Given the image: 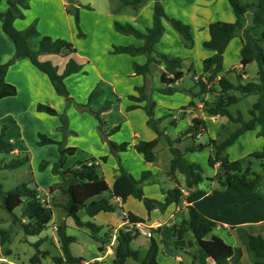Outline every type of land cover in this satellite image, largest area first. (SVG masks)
I'll return each instance as SVG.
<instances>
[{
	"label": "trees",
	"instance_id": "1",
	"mask_svg": "<svg viewBox=\"0 0 264 264\" xmlns=\"http://www.w3.org/2000/svg\"><path fill=\"white\" fill-rule=\"evenodd\" d=\"M2 0H0L1 3ZM31 0H7L8 8L5 12L0 11V20L3 22V32L10 38L15 47V57L5 64H0V102L3 99L15 97L18 94L17 88L6 80L9 67L19 59H28L40 72L45 74L51 81L56 93L60 96L70 98V92L66 85V79L83 71V65L70 59L64 70L59 71L58 67L50 61H41L42 55H61L66 51L75 53L73 44L62 39H53L50 36L40 37L35 25L24 30H18L15 22L24 18L23 12L30 9ZM115 1V0H114ZM123 6H129L137 11L148 1L154 2L153 24L145 32L140 31L131 24L115 22V29L118 33L126 36H133L143 44L139 47L134 45L116 46L115 54H127L133 57L145 55L147 62L144 65L134 64V70L138 75L151 74L153 65L163 67L161 77L163 87L157 91L164 96H171L179 90L177 85L185 77L182 59L155 50L154 40L163 32V21L167 20L171 26L180 34L185 48L192 49L194 39L191 28L188 24L171 18L165 11L163 0H118ZM234 10L236 21L234 23L214 22L210 27V40L206 48L214 54L205 59L202 64V75L197 78V85L200 87L199 96L204 99L206 95L213 94L215 99L212 102H204V112L207 116L226 118L227 125L221 127L216 139H211L209 144H194L187 149V153L204 151L207 147L214 149V154L209 158L212 168L218 167L213 178L204 175V167L185 157V153L176 147L185 137H191L196 142L198 137L207 133V124L203 118H196L186 132L176 139H171L166 134V128L162 127L164 118L156 119L154 111L156 102L152 100L147 87L135 89L137 95L129 96L132 102L128 111L143 109L148 117L147 124L155 133L156 137L151 141H140L136 151L142 155L145 161L153 164L156 161L155 148L162 138L169 144L172 154L170 173L177 180L178 186L170 189L165 194L164 201L148 198L145 195L143 184L151 176V171H145L140 178L134 177L126 171L123 166L118 169V175L112 187L98 171L97 160L92 159L78 163L75 167L67 170L62 169L63 159L53 167V173L61 174L64 178L62 184L53 186L51 191L60 189L67 196V202L62 205L67 216L72 218L79 228L88 229L92 236L97 239L102 226L94 222H84L80 212L95 219L98 215L105 213H116L121 210L124 222L128 224L127 230L121 229L116 237L114 250V263L125 264L128 259L140 262L141 264H159L158 255L160 252L159 243L150 238L147 255L142 258L141 251L132 248L133 241L142 234L138 225L145 223V220L132 212L125 213L119 203L112 202L113 198L119 199L125 204L128 199H137L145 205L149 212L158 209L165 212L172 205L179 206L186 203L183 209L176 212L175 223L171 226L174 237L175 248L178 251L191 257L193 264H208L213 260L215 264H242L243 248L233 247L227 244L222 238L213 235L214 229L228 226L230 229H237L238 237L246 249L253 264H264V236L252 235L246 230L239 228L246 224L264 223V193L261 187L264 186V176L254 173L251 165L245 167L241 160H231L226 152L245 133L256 130L260 127L259 135L264 140V33L256 37L253 31L264 27V0H256L252 3H244L242 0H228ZM91 9L90 6H85ZM68 12L70 10L68 9ZM252 14V22L246 26V18ZM77 23L79 15L76 14ZM240 36L242 47L240 50V65L242 70H232L236 73L237 83L231 82L224 75V55L230 42ZM37 46L32 40L39 38ZM256 63L258 65L257 77L254 80L245 79L246 68ZM190 70L189 72H191ZM256 96L257 100L249 109V118H246L240 110L236 112L233 108L248 97ZM97 92H92L89 103L97 98ZM145 103L144 106L142 104ZM192 102L189 107L194 106ZM111 107L103 108L101 112H94L100 122V128L104 131L105 122L101 117L102 113ZM38 112L47 113L51 116H58L57 110L50 106L38 105ZM172 125L175 122H171ZM0 133V154L12 155L15 148L12 142L5 136L6 126H1ZM120 127H115L110 134L117 132ZM39 145L58 144L62 157L66 154L72 155L76 149H62V143L39 135ZM115 150L127 151L128 143L121 145L113 144ZM251 158L262 161L264 167V146L261 151L250 154ZM107 161V157H102ZM30 164L28 154L17 155L8 162L0 163V170H16ZM46 164L41 165V169ZM62 169V170H61ZM183 177L184 185L178 178ZM217 183L218 188L207 190L201 187L205 181ZM1 181V179H0ZM33 183L34 181L31 180ZM109 194L110 198L106 197ZM0 203L1 207L10 215L12 224L18 225L26 236L40 235L53 219V209L41 196L38 186L31 188L28 183L16 188L4 191L0 182ZM22 207L21 216L15 214V210ZM178 213H181L178 215ZM59 242L62 246L63 257L52 258L57 264L84 263L83 259L72 256L71 244L76 238L68 236L66 226H60L57 231ZM192 234L193 240L188 239ZM11 240V231L0 228V244L5 246ZM40 240L36 246L42 244ZM103 251V248H100ZM10 251L7 252L9 254ZM48 252L38 250L32 258L34 264H41L42 257L49 256ZM0 264H7L0 262Z\"/></svg>",
	"mask_w": 264,
	"mask_h": 264
},
{
	"label": "rangeland",
	"instance_id": "2",
	"mask_svg": "<svg viewBox=\"0 0 264 264\" xmlns=\"http://www.w3.org/2000/svg\"><path fill=\"white\" fill-rule=\"evenodd\" d=\"M67 3L73 4L76 3V7L79 15V22L77 23L76 14L69 12L70 16V25L66 21L65 14L62 12V6L60 5V0H31L30 9L23 12L24 18L18 19V27L25 29L31 25H35L37 30L40 33V37L47 36L43 35L40 32V29H45L50 33L57 35L58 39L66 40L69 43L74 45V49L78 50L82 54L87 52L91 53L95 48L102 47L104 42H110L113 40L112 35H110L109 27L112 25L107 19L101 17V14H115L121 21L122 24L131 23V17L136 15V11L129 6H123L121 1L118 0H63ZM244 3H252L256 0H242ZM167 2H174L177 8L180 10V14L174 12L172 7L170 10L175 19L180 20L188 24L191 28L194 46L192 49H187L182 43V38L180 34L168 23V33L166 34L167 43H171L169 46L170 49L174 51V56L180 57L183 61V71L185 72V77L181 83L177 85L178 92L176 94L174 105L177 111L182 110L183 107H189V105L194 103H199L201 101V96H199L200 87L196 84L197 78L202 75V62L201 59L205 55L207 50L205 47V41L210 38L209 32L201 30V28L206 27V25L212 21H217L221 19L224 22L225 17L220 15L223 10L222 1L220 0H167ZM227 2V1H225ZM69 4V5H70ZM74 5V4H73ZM61 6V7H60ZM80 6V7H79ZM85 6H90L91 9H86ZM227 8L231 9V5L226 3ZM8 4L7 0H2L0 3V10L7 9ZM69 9V7H68ZM229 9V10H230ZM65 12V11H64ZM233 12V11H232ZM178 15V16H177ZM252 22V14H249L246 18V25H249ZM16 27V26H15ZM22 29V30H23ZM19 30V29H18ZM172 32V33H171ZM125 36V35H124ZM39 38L32 40L34 46H37ZM240 38V36L236 37ZM241 39V38H240ZM10 40V39H9ZM10 42H12L10 40ZM13 44V42H12ZM163 46H166V41L163 42ZM193 52V64H190V60H187V53ZM73 53V52H72ZM52 57H46L50 59L48 61L53 65H60V62H66L67 56L59 57L57 55H51ZM79 64L83 65V71L80 73L83 75L86 71L87 63L80 61L76 55L71 57ZM240 51L230 49L228 52L227 61L224 65V75L233 83H237L236 73H233L232 70L237 66L239 67ZM47 61V60H45ZM192 65V66H191ZM241 69V68H240ZM192 70L191 72H189ZM239 71V70H237ZM249 80H254L257 77L258 65L253 63L248 66L246 70ZM201 73V74H200ZM155 79L153 86L156 88L159 86ZM68 87V86H67ZM160 87V86H159ZM69 90V88H68ZM92 92H97L96 99H102L103 91L98 86H95L93 90L88 95V100L84 102L81 96L71 97L68 99L64 96L62 98V103H59L60 111L58 116H51L47 113V116H50L54 119V125L58 126V130L53 128L49 123H46L47 129L41 130L45 127L44 123L32 122L28 115L24 117L22 123L17 124L13 116H7L6 112L0 109V133L1 126H6L5 136L8 141H11L15 147L20 150L18 155L28 154L30 157V164L28 166L22 167L16 170H0V179L1 184L3 185L4 191H9L16 188L19 185L28 183L31 188L38 186L41 197H46L47 190L46 187L48 183L60 182L63 183L64 178L61 174L53 173V167L55 164L59 163L60 160L63 161V170L71 169L75 167L80 162H85L88 160L96 159L98 166V171L100 174L106 173L108 180L111 182L115 172L118 173L120 166L124 165L127 159V151L115 150L114 147L115 140L125 139L123 143H128L130 145V129L127 127L126 119L119 112V102H115L118 106L114 110V115L111 117H105L103 120L108 124L110 119H116L119 121L118 126L120 129L117 132L110 134L111 131L104 134V131L100 128V122L97 119L94 112H101V110L107 105L111 106V102H102L100 106L95 109L92 105L95 104L93 101L89 103V97ZM76 95V94H75ZM74 99V100H73ZM215 97L212 96L214 101ZM203 100V98H202ZM257 97L251 96L243 100L240 104L233 108V111L240 110L244 113L246 118H249V109L256 102ZM43 105V104H42ZM48 106V105H47ZM194 104L193 107H195ZM95 107V106H94ZM29 114V113H27ZM103 114V113H102ZM30 115V114H29ZM55 117V118H54ZM116 117V118H115ZM162 123V127L172 126L170 119V114H166ZM207 133L204 135L205 145L209 144L211 138L216 139L218 133L221 131L223 125L228 124L226 118H220L218 121H215L210 116L207 117ZM160 119V118H156ZM33 123V124H32ZM192 126V122H190ZM189 126V127H190ZM106 127V125H105ZM188 127V128H189ZM188 128H185V125H182L174 130L176 134V139L178 136H182ZM80 129L84 130L85 133L94 129L95 132L100 131L101 141L105 139L107 141V155H99V150H96L95 153L89 151L88 146L78 142L77 133ZM77 131V132H76ZM58 133L61 136L59 142L62 143V149L75 148L76 151L70 155L66 154L62 157L60 152V147L58 144L48 145H39V135H46L47 137H53ZM51 135V136H50ZM86 138V136H84ZM87 139V138H86ZM85 139V140H86ZM184 141V142H183ZM183 141L179 144H176V147L185 153V157L192 162L199 163L204 167V175L208 178H213L217 173L218 169L212 168L209 164V158L213 155L214 149L212 147H207L202 152L197 153H187V149L194 146L195 141L191 137H185ZM262 140L256 133L252 134V145L243 144L238 147L240 151L243 149V154L240 156V160L243 162L244 166L247 167L251 165L252 171L254 173L264 176V167L262 166V161L256 158L249 157L250 153L261 151L262 150ZM199 144V142H198ZM48 146V147H47ZM164 146H159L157 149L158 155V164L164 165L168 161L170 156L169 149ZM53 148V149H52ZM124 155V161L122 163V156ZM17 155L12 154H0V163L5 161L8 162L11 159L15 158ZM102 157H107V161H102ZM108 159H110L108 161ZM108 163V164H106ZM46 164L43 169L41 165ZM61 169V170H62ZM105 169V172H104ZM117 170V171H116ZM31 180L34 182L32 183ZM62 182V183H61ZM112 183V182H111ZM60 184H54L58 186ZM202 188L211 190L218 188L217 183H212V181H205L201 185ZM53 193V192H52ZM108 195V194H107ZM63 196V195H62ZM63 197L57 198V200L50 206L53 209V219L47 228L38 236H26L24 231L18 226L13 225L10 215L1 207L0 203V228L11 231V240L5 246L0 244V255L8 259V261L13 262L14 264H34L32 258L37 254L38 250L41 252H48L50 255L43 258L41 264H57L52 258L54 257H63V251L61 243L59 242V235L55 228L60 226H66V233L68 236H73L76 238V242L71 244L70 251L72 256L84 260V263L88 264H115L114 258L115 255H109L107 251L112 248L113 253L116 247V237L118 235L114 227L117 226L118 222H121V219L124 221L123 213L120 211L110 214H102L97 216L95 219L90 218L85 211L80 212V217L84 222H94L99 226H102L101 231L95 239L91 232L86 228H79L74 220L67 216L66 212L62 208V199ZM114 204H118L116 200H112ZM125 205V204H124ZM126 211H132L138 216L142 217L146 221V225L141 226V230L144 232L151 231L153 233L154 239L160 245V252L158 255L159 264H193L191 257L182 253L181 251L176 250L174 244V237L171 232V226L175 223V220L170 218V214L173 212V208L168 212H149L143 202L132 198L127 205L124 206ZM22 207H19L15 210V214L21 216ZM181 213H178L180 215ZM122 217V218H121ZM162 223L164 226L162 228L163 232L160 233L159 230L149 229V225L153 222ZM112 224L114 226H112ZM253 227H249L248 230L257 235H263L264 232L261 227H254L255 224H251ZM128 224L125 223L121 229L127 230ZM249 233V232H248ZM214 235L232 243L233 240L223 229H215ZM189 240H193L192 234L188 235ZM43 240L42 244L37 248L36 244ZM151 239L144 234H140L132 243V248L135 250L141 251V256L144 258L147 255L149 249V243ZM103 248V251L100 250ZM10 251L9 254L7 252ZM97 257H104L103 260L95 261ZM184 260L185 263H182ZM9 264V263H7ZM67 264V263H63ZM82 264V263H75ZM125 264H141L140 262L134 261L133 259H128ZM209 264H214L213 261Z\"/></svg>",
	"mask_w": 264,
	"mask_h": 264
},
{
	"label": "crops",
	"instance_id": "3",
	"mask_svg": "<svg viewBox=\"0 0 264 264\" xmlns=\"http://www.w3.org/2000/svg\"><path fill=\"white\" fill-rule=\"evenodd\" d=\"M220 1H222L221 3L223 6V10H224V12H222V14L220 15L225 17L224 22L234 23L236 21V15L232 7L231 9L227 8L226 3H229L228 0H220ZM69 4L70 3H67L66 1L60 0V5L62 6V9H63L62 12L65 14L66 21H68L70 25L71 18L68 12ZM73 4L75 5V7L78 8V5L76 3H73ZM162 4L164 6L166 13L171 18H175V15L171 13L172 12L170 10L171 7L174 10V12H177L178 14H180L179 13L180 10L177 8L174 2L172 3V2H167V0H163ZM6 10L7 9L5 10L2 9L0 11L5 12ZM153 13H154V2L148 1L136 11V15H133L131 17V23L127 22V24H131L135 26L137 29H139L140 31L145 32L146 29L151 27L153 24ZM100 16L104 17L105 19L109 21L110 24H112L109 27V31L111 32L110 35H112L113 40L110 42L109 41L104 42L102 47L95 48L91 53L87 52L86 54H82L78 50H76L75 53L66 51L61 55H57L59 57H64V56L68 57L66 59L67 60L66 62H63V61L60 62L61 66L57 65V67L59 71L62 72L67 62L70 59H72L71 57L73 55H76L77 58L80 61H82V64L87 63L85 73L83 75L79 73V74L68 77L66 79V85L69 88L71 97L75 98V96H81L84 102L88 100V95L95 86H98L99 88H101L103 91L102 99H95L94 100L95 104L92 105V107L97 109L100 106V104H102V102L104 103L111 102L112 107L101 115L103 119L105 117L112 118V115H114V110L117 109L118 107L115 102L116 101L119 102L120 104L119 112L126 119L127 127L130 129V132H131L130 133L131 141H130V145L127 151V154H128L127 159L124 165L122 166L126 171L131 173L136 178H140L142 173L145 171H151V176L143 184L145 195L148 198L156 199L158 201H164L166 192L178 186L177 180L170 173V164L172 160V154L170 150H169L170 156L168 158V161L166 163L164 162V165L158 164V155H157L158 147L161 145L162 146L166 145L165 148L169 149V144L165 138H162L160 140L159 144L154 150V153L156 155V161L153 164L147 163L144 157L136 151L135 146L140 141H151L156 137V135L151 130V128L148 126L147 124L148 117H147L146 112L143 109L140 108V109L128 111V106L132 104V102L129 100V96L137 95V92L135 91L136 88L146 86L148 93L151 94L152 100L156 102V109L154 111L155 118H163L166 114H170L169 120H171V122H175L174 125L165 127L166 134L169 136V138L174 139L175 138L174 134H176L174 130H177L182 125V123L185 125V128H188L190 126V122H193V120L196 118H203L205 122L207 123L208 116L204 112V107H203L204 102L203 101L212 102L211 100H212L213 94L206 95L203 100L201 98V101L199 103H195L196 104L195 107L184 106L182 108L183 111L179 109V111L176 112L177 109H174L176 107L174 105L173 99H175L177 93L171 96H164V95L159 94L157 91L159 88L163 87L161 83V77L164 72V68L153 65L151 67V74H148L146 76L138 75L134 70V64L144 65L147 62V57L145 55L133 57L127 54H115L113 50H114V47L116 46L134 45L136 47H139L143 44V42L139 39H136L133 36H126V35L124 36L118 33L115 29V22H118L117 20L119 19L116 17L115 14H110V15L101 14ZM217 21H223V20L217 19ZM217 21H212L208 23L206 27L201 28V30L209 32V35H210V27L214 22H217ZM17 25H18V21L15 22L16 28L19 30L23 29V28H19ZM166 25H168V23L163 21V32L158 38L154 40V48L158 52L166 53L168 55L174 56L173 55L174 51L169 48V46H171V43H167L168 40L166 38V34L168 33L169 30L167 28L168 26ZM2 26H3V22L0 20V64H5L15 57V47H14V44L10 42L9 40L10 38H8L3 32ZM40 32L43 35L50 36L53 39L61 38V37H58L57 35L50 33L49 31H46L43 28L40 29ZM263 33H264V27H259L258 29L253 31V34L256 37L261 36ZM209 40L210 38L205 41V47ZM164 41H166L167 47L163 46ZM241 47H242V41L240 38H234L230 42L225 52V55H224V65L227 61L228 52L230 51V49H234V50L238 49V51H240ZM213 54H214L213 51L207 49L205 51L204 57H202L201 59L202 64L205 59L211 57ZM48 56L52 57L51 55H42L40 56V60L48 61L50 60L46 58ZM187 56H188L187 60H190L191 61L190 64H193V52L190 51L189 53H187ZM240 61H241V57L239 59V62ZM50 62H53V61H50ZM182 66H183V63H182ZM247 69L248 67L246 68V70ZM235 70H239V72L242 70V66L240 65V63H239V67L237 66ZM155 79L158 83H160L159 85L160 87L157 86L155 88L153 86V84L155 83ZM245 79L249 80V77L246 75ZM6 80L8 83L14 85L18 90L17 96L3 99L0 102V109L5 111L6 112L5 114H7V116H13L16 123L20 124L23 122L24 117L28 115L29 118L31 119L30 121L45 124V127H43V129L41 130L47 129L46 123H49L51 126L53 125V128H55V130H58V126L54 125L55 123L52 117L50 118V116H47V114L37 111V106L40 104H43L46 106L48 105L54 108L55 110H57V112H59L60 111L59 103L60 102L62 103V98L56 93L50 79L45 74L40 72L34 65H32V63L28 59H19L15 61L9 67ZM144 105L145 103L142 104V106ZM27 113H29L30 115ZM210 118H213L215 121L219 120V117L210 116ZM118 124H119V121H117L116 119H113V120L110 119L108 124L105 123L106 127H104V134L111 131L112 128L114 126H118ZM259 132H260V127H257L256 130L247 132L244 135H242L233 146L228 148L226 155H228V157L231 160H240V156L243 154L242 152L243 149L242 151H240L238 147L242 146L243 144H248V146H251L252 145V134L256 133L260 137ZM53 134L54 133H51V135L53 136L51 138L59 142L61 140L60 134L59 133L57 135H53ZM100 135H101L100 131L95 132L94 129H92L91 131H88L87 133H85L84 130L80 129L79 133H77V138L79 140L78 142H82V144H85L86 146H88L89 151L91 153H95L96 150H99L98 151L100 152L98 153L99 155H107L108 154L107 153L108 148L106 144L107 141L105 139L101 141L102 138H100L101 137ZM204 135L205 134L200 135L198 137V140L194 144H198L199 142V144L205 145L206 143L204 140ZM84 136H86L87 139ZM124 140L125 139L115 140L116 141L115 144L116 145L120 144L121 142H124ZM261 140L263 141L262 142V148H263L264 140L262 137H261ZM48 146L50 147L51 145H48ZM14 148H15L14 154L18 155L20 153V150L15 146ZM78 148L79 147H76V149ZM111 148H113V145L111 146ZM123 157L124 155L121 157L122 163L124 161ZM109 160L110 159H108V161ZM98 166H100V164ZM216 169H218V167H216ZM104 172H105V169H104ZM117 175L118 173L115 172V175L111 183L108 180L106 173L103 174V176L107 180L110 187L113 186ZM178 180L182 185H184L183 177L179 176ZM54 184H60V182L51 181L50 183H48V186L46 187V190H47L46 197L45 199L44 197L42 198L45 201H47L48 204L50 205L53 203V201L55 202L57 198L63 197L62 198L63 201L61 203L63 205L67 202V196L64 195L60 189H56L52 193L51 188L55 186ZM260 189L264 193V186H262ZM106 197L110 198V195L108 194L106 195ZM113 199L116 200L117 203H119V206L122 207L125 213L132 212V211H126L124 208V206L127 205V203L132 198L128 199L125 205L119 199H116V198H113ZM185 206H186V203L182 202L179 206L172 205L165 212H168L169 210H171V208H173V212L170 214V218L175 220L176 212H178L180 209H183ZM156 212H161V211H159L158 209H154L152 211V213H156ZM102 214H105V213H102ZM124 224L125 222L123 221V219H121V222H118L117 226L114 227V229L117 231L118 229L123 227ZM144 225H146V221L141 226H144ZM255 225L256 226L254 227H261V229L264 232V223H257ZM112 226L114 225L112 224ZM163 226L164 224L157 223L155 221L151 223L148 227L149 229L159 230V232L162 233L164 229L162 228ZM249 227H253V226H251V224H246V225L240 226L239 228H242L246 230L247 232H249L250 234L257 236V234H254L248 230ZM218 228L225 230L227 234L233 240V242L230 243L223 239L227 244L233 247L243 248L244 253L242 257V264H253L248 256L246 249L243 247L238 237L237 229H230L228 226L218 227ZM214 231H213V235H214ZM262 236H264V234ZM151 238H154V236H152ZM107 253L109 255L114 254L112 248L109 249ZM102 258L104 257H97L95 261L101 262L103 260ZM211 261L213 260H209V262ZM0 262L14 264L13 262L8 261V259L2 255H0ZM182 263H185L184 260Z\"/></svg>",
	"mask_w": 264,
	"mask_h": 264
},
{
	"label": "built area",
	"instance_id": "4",
	"mask_svg": "<svg viewBox=\"0 0 264 264\" xmlns=\"http://www.w3.org/2000/svg\"><path fill=\"white\" fill-rule=\"evenodd\" d=\"M138 228L141 229V225H138ZM55 231H58V228H55ZM141 233L146 235L148 238H151L153 236V233L151 231L148 232H144L143 230H141ZM83 264H88L87 262L83 263Z\"/></svg>",
	"mask_w": 264,
	"mask_h": 264
},
{
	"label": "water",
	"instance_id": "5",
	"mask_svg": "<svg viewBox=\"0 0 264 264\" xmlns=\"http://www.w3.org/2000/svg\"><path fill=\"white\" fill-rule=\"evenodd\" d=\"M69 10H70V12H71L72 14H77V13H78V11H77L75 5H73V4H70V5H69Z\"/></svg>",
	"mask_w": 264,
	"mask_h": 264
}]
</instances>
